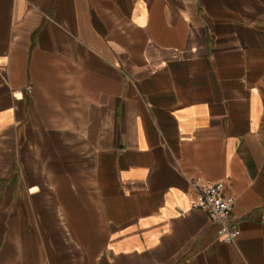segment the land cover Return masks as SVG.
<instances>
[{
	"label": "crops",
	"instance_id": "1",
	"mask_svg": "<svg viewBox=\"0 0 264 264\" xmlns=\"http://www.w3.org/2000/svg\"><path fill=\"white\" fill-rule=\"evenodd\" d=\"M0 264H264V0H0Z\"/></svg>",
	"mask_w": 264,
	"mask_h": 264
},
{
	"label": "built area",
	"instance_id": "2",
	"mask_svg": "<svg viewBox=\"0 0 264 264\" xmlns=\"http://www.w3.org/2000/svg\"><path fill=\"white\" fill-rule=\"evenodd\" d=\"M197 192L196 206L204 209L219 225V237L228 242L239 234L238 228L230 221L234 200L224 194L221 181L213 183H192Z\"/></svg>",
	"mask_w": 264,
	"mask_h": 264
}]
</instances>
